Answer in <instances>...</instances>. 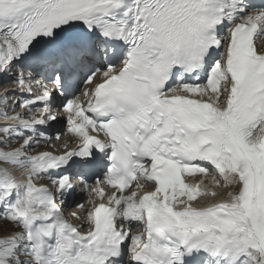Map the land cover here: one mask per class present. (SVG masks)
Masks as SVG:
<instances>
[{
    "label": "snow or ice",
    "instance_id": "obj_1",
    "mask_svg": "<svg viewBox=\"0 0 264 264\" xmlns=\"http://www.w3.org/2000/svg\"><path fill=\"white\" fill-rule=\"evenodd\" d=\"M0 80V264H264V0H0Z\"/></svg>",
    "mask_w": 264,
    "mask_h": 264
},
{
    "label": "rangeland",
    "instance_id": "obj_2",
    "mask_svg": "<svg viewBox=\"0 0 264 264\" xmlns=\"http://www.w3.org/2000/svg\"><path fill=\"white\" fill-rule=\"evenodd\" d=\"M0 84H4V81H1L0 82ZM7 86H4V88H5V90L7 89V87H12V85L13 84H10V83H7L6 84ZM5 95V93L2 91L1 93H0V98H2L3 96ZM10 98H9V96H8V100H9ZM18 146V145H17ZM54 147H58V144H54ZM12 171V170H11Z\"/></svg>",
    "mask_w": 264,
    "mask_h": 264
}]
</instances>
